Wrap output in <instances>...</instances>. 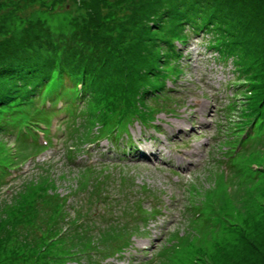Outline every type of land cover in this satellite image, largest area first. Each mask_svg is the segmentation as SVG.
<instances>
[{"label":"rangeland","instance_id":"rangeland-1","mask_svg":"<svg viewBox=\"0 0 264 264\" xmlns=\"http://www.w3.org/2000/svg\"><path fill=\"white\" fill-rule=\"evenodd\" d=\"M184 22L199 29L181 32ZM173 36L187 40L181 46L182 75L166 84L174 89L172 99L176 97L181 105L175 108V115L161 112L147 125L134 120L128 131L135 149L129 152L123 134L118 148L100 140L69 150L72 144L87 140V135L81 134L73 142L70 132L64 130L67 125L62 127L58 131L61 146L53 145L38 158L51 161L47 164L53 165L52 173L28 163L22 170L24 176L0 187V264H26L35 247L38 264H87V260L99 264L120 248V238L108 246L90 245L98 254L87 258L79 253L68 255L61 238L53 240L50 249L43 246L50 234L46 232L52 223V208L48 204L32 206L33 212L31 205L48 189L52 193L48 202L54 203L56 195L75 209L89 205L86 192H81L88 184L81 181L86 172L77 171L81 165L95 170L90 174L93 179L106 178L101 201L90 207L95 222L84 223L89 233L81 232L84 236L107 228L131 229L135 221L122 210H135L133 201L156 212L155 218L138 226L139 235L122 255L102 264H264V150L241 158L242 178L250 183L242 188L239 180L235 189L229 181L222 184L223 169L209 163L221 151L225 154L232 133L242 127L248 114L260 112L257 108L264 111V0H0V85L4 86H0V96L6 94L5 87H29L48 76L57 79L54 54L62 59L61 73L69 76H65L69 86L72 79L81 78L75 72L85 69L89 74L98 68L90 74L92 79H107L105 84L117 91L126 89L132 81L149 78L151 65L165 51L164 40ZM97 37L105 50L88 59L84 45L89 38L94 46L92 39ZM220 44L231 56L216 51L223 49ZM96 61L103 66L93 65ZM243 80L250 86L244 87ZM98 102L95 98L74 109L79 115L77 124H86L89 132L94 121L101 122L104 132L110 129L95 115ZM151 104L148 100L146 106ZM219 132L222 136L214 139ZM96 135L93 129L91 137ZM10 140L4 142L8 150ZM17 151L20 153V146ZM255 173L258 176L251 182ZM122 176L125 184L120 183ZM233 189L237 200L226 194ZM220 197L224 200L218 205ZM197 205L204 211L193 218L194 210L189 209ZM205 219L209 222L206 228ZM110 220L124 225L107 223ZM174 235L175 243L163 252ZM109 248L112 252L107 253ZM137 251L144 255L138 257ZM50 256L56 260L50 262ZM41 257L49 260L43 262Z\"/></svg>","mask_w":264,"mask_h":264},{"label":"trees","instance_id":"trees-1","mask_svg":"<svg viewBox=\"0 0 264 264\" xmlns=\"http://www.w3.org/2000/svg\"><path fill=\"white\" fill-rule=\"evenodd\" d=\"M186 29L192 30L194 33H196L197 29L199 28H194L189 22H184L179 27V31L184 32ZM89 37L93 38V35ZM100 39L101 37L92 39V43H94V46H92V44L90 43L89 38L87 39V42L84 45V49L86 52H88V59L96 55L100 50H105L103 43L99 44ZM186 42L187 40L185 37L184 39H181V37L178 36L166 38L164 40L165 51L163 52L162 58L160 57V59L157 60L158 62L156 64L151 65L149 78L141 82L132 81V85H126L128 88H123L118 91L109 86V84H105V81L107 79L91 78L90 74H92L95 70H98V68L94 69L89 74L85 69H81L80 72H75L74 74L80 75L81 78L72 76L76 79H72L71 82H73V84L72 86H69V83L65 81L69 80L65 76H69L61 73L62 59L57 54H54L52 59L53 71L57 73V79L54 80L52 78H49L48 76L47 78L43 79L44 81L42 80L43 82L39 81L38 83H34V85H31L29 87H27L28 84L17 89L5 87L6 92L4 91V94H6L2 97L0 96V132H3L8 124L11 125L12 128H14L12 132L16 130L15 121H23L20 118H16L18 114L25 113L26 115H28L27 111H35L36 109H38L37 105L42 106L43 108V105L45 106L46 101L50 103L52 102L53 105H56L58 101H61V99L64 98L66 101H69L68 105H73L78 101H83L85 104H87V102L93 101V99L98 98L100 102L94 104V108L96 111L95 115H99V120H105V123H108L107 125L110 128V132H108L109 135H107V137L111 136L113 140V138H115L118 134H125L129 136L128 127L133 123L134 120L138 119L144 124L154 121V116H156L159 110H157L155 105L152 104L146 106L147 101L150 100L155 103L156 101L161 99L163 97V93H165L166 90V81L172 77L177 76L174 74L178 72L177 69L179 70L176 62H179V59H181L182 57L181 50L179 49L177 44L183 46ZM220 45L223 49H216V51L221 53V55L224 57L228 58L229 56H231V54H229V50L225 48L223 44ZM93 65L101 67L103 66V63H99L98 61H96V64ZM235 70L237 72L236 68ZM35 81L37 82L38 80ZM243 83L245 85L244 87H249L251 84L248 80H243ZM78 85L81 86L79 89L76 88ZM72 92H74V95L68 96ZM114 92L116 94H114ZM104 97H107L109 100L106 101L100 99ZM31 106H34V108L32 109ZM257 110H259L260 112H257V114L255 115H247V113H245V115H247V118L241 123L242 127L240 128V126H238L235 129V132L232 133L234 140H236L232 144L238 143V145L240 146V151L238 153H235L234 157H236V159L233 160L238 161L239 166L242 169L243 166L241 165V158L246 157L249 154L262 152L264 150V111L259 108H257ZM99 123L101 124V122ZM115 129L117 130V133L112 132ZM99 132L100 135L105 133L103 129H101ZM81 134L88 135V130L84 129L83 131H80L77 137L80 138ZM77 137L73 139L75 140ZM237 139L241 140L237 142ZM240 171L241 169L235 172L236 177L231 181L232 184H234V189L238 180L240 188L250 184L247 182L245 177L242 178V173ZM257 176L258 173H255L250 179L251 182H253V180L256 179ZM226 189L227 188L225 186V192ZM234 189L230 194L226 193L231 197V199H235ZM49 190L50 189L46 191L45 189L46 192H44L43 196L39 200H37L36 203L31 205V211L33 212H35V210L32 209V206L33 208H42V206L48 204L52 208V223L48 228V231L46 232L50 234L45 236L46 243L43 244V246L47 244L50 249L51 245L54 244L53 240H60L61 238L62 241H60V243H62L65 249L68 250V255H72L75 257L76 253H79L82 256H88L87 258H91L88 254V251H92V248H89L90 245L102 247L105 245L108 246V243L110 241H115V235L119 233L117 229L107 228L96 233H91L90 236H88L87 234L89 233L85 231L84 226H77L74 220H72L71 224H69L68 227L64 230L63 234L59 235L58 221H54L55 218L63 212V209L61 202L55 195L53 196L55 202H48L52 198V193H49ZM223 200V197H220L218 205H220ZM200 208H203V206L197 205L189 209V211L194 210L193 218H196V215L199 213ZM204 209L201 211L198 217L203 214ZM203 226L205 228L206 226H209V222L206 219ZM81 232H85L87 234L84 236ZM63 240H65V243L63 242ZM15 242H17V240H15ZM41 242L42 239H40V242L38 243L40 246ZM70 250L72 251L71 253L69 252ZM37 251V247H35V254L33 255V257H28L24 263L38 264L37 261L39 260L40 256H38L37 258ZM49 258L50 260L41 257L43 262L47 260H49L50 262L56 260L55 256H50ZM87 261L88 264H94L93 261Z\"/></svg>","mask_w":264,"mask_h":264}]
</instances>
